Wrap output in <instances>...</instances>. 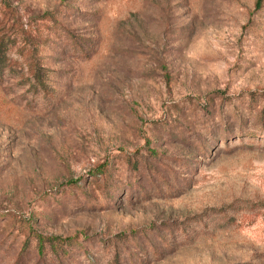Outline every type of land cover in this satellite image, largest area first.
<instances>
[{"label":"rangeland","instance_id":"rangeland-1","mask_svg":"<svg viewBox=\"0 0 264 264\" xmlns=\"http://www.w3.org/2000/svg\"><path fill=\"white\" fill-rule=\"evenodd\" d=\"M0 264H264V0H0Z\"/></svg>","mask_w":264,"mask_h":264},{"label":"trees","instance_id":"trees-1","mask_svg":"<svg viewBox=\"0 0 264 264\" xmlns=\"http://www.w3.org/2000/svg\"><path fill=\"white\" fill-rule=\"evenodd\" d=\"M260 1V0H259Z\"/></svg>","mask_w":264,"mask_h":264}]
</instances>
